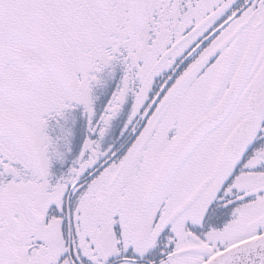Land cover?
Segmentation results:
<instances>
[{"label": "flooded vegetation", "instance_id": "1", "mask_svg": "<svg viewBox=\"0 0 264 264\" xmlns=\"http://www.w3.org/2000/svg\"><path fill=\"white\" fill-rule=\"evenodd\" d=\"M245 121L250 145L225 151ZM261 234L264 0H0V264H203Z\"/></svg>", "mask_w": 264, "mask_h": 264}, {"label": "water", "instance_id": "2", "mask_svg": "<svg viewBox=\"0 0 264 264\" xmlns=\"http://www.w3.org/2000/svg\"><path fill=\"white\" fill-rule=\"evenodd\" d=\"M238 91L239 88L236 84L233 85L220 105L210 115L197 122V124L186 133L179 144H177V147L168 156L165 165H163L158 175L155 176L156 180L154 181L153 190L159 189L168 176L180 167L179 165H181L188 156L187 154H190V151H192L196 145L195 143L202 139L208 132L214 131L221 121H224L234 104V99H236ZM258 96L259 94L257 91L253 95V100L256 101ZM256 125L257 123L255 121H245L242 123L233 131L229 140L226 141L225 151L229 152V150L232 149V151H230L231 153L241 155L250 145L255 134V132H246L245 130L251 128L256 129ZM198 193L199 192H196L177 213L185 209V207L195 199ZM175 215L176 214H174L172 218H174ZM203 264H264V234L230 246L215 254L213 257H210L209 260Z\"/></svg>", "mask_w": 264, "mask_h": 264}, {"label": "rangeland", "instance_id": "3", "mask_svg": "<svg viewBox=\"0 0 264 264\" xmlns=\"http://www.w3.org/2000/svg\"><path fill=\"white\" fill-rule=\"evenodd\" d=\"M162 1V5L165 7V6H168V0H161ZM182 16V15H181ZM171 19V16L170 14L168 13V10L166 9L165 12H164V15H163V19H162V29H163V32L168 35L169 33V30L170 27H171V24H172V20ZM182 24H183V27H184V20H186L187 18L185 17L184 18V15L182 16ZM30 115L31 116H34V112H33V109L30 111ZM36 126L33 127L32 129V132H35L36 135L38 134L37 132H39L36 128ZM34 130V131H33ZM161 155L160 152H155V150L152 151V153L150 154L149 157V162L147 163V165L145 166V168L143 167H140L138 165H132L133 167L131 168V171H132V178L134 179H147V177L149 176V174L151 173L152 169H153V166L156 162V160L158 159V155ZM134 187L136 188V184L134 185ZM175 260L173 263L174 264H189V263H185L183 260H181V258H175L173 259Z\"/></svg>", "mask_w": 264, "mask_h": 264}]
</instances>
